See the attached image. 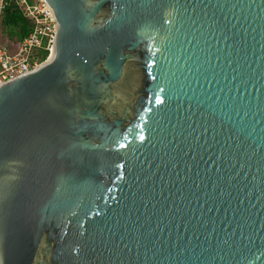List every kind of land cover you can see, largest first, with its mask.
Listing matches in <instances>:
<instances>
[{
    "label": "water",
    "instance_id": "obj_1",
    "mask_svg": "<svg viewBox=\"0 0 264 264\" xmlns=\"http://www.w3.org/2000/svg\"><path fill=\"white\" fill-rule=\"evenodd\" d=\"M44 2L50 54L0 83V264H264V0Z\"/></svg>",
    "mask_w": 264,
    "mask_h": 264
},
{
    "label": "built area",
    "instance_id": "obj_2",
    "mask_svg": "<svg viewBox=\"0 0 264 264\" xmlns=\"http://www.w3.org/2000/svg\"><path fill=\"white\" fill-rule=\"evenodd\" d=\"M10 0H0V13ZM30 21L31 30L18 41L7 42L0 38V83L24 73L43 60L38 53L50 54L55 34V18L44 0H11Z\"/></svg>",
    "mask_w": 264,
    "mask_h": 264
},
{
    "label": "trees",
    "instance_id": "obj_3",
    "mask_svg": "<svg viewBox=\"0 0 264 264\" xmlns=\"http://www.w3.org/2000/svg\"><path fill=\"white\" fill-rule=\"evenodd\" d=\"M0 25L7 30L12 41H18L28 35L31 30L30 21L22 14L13 1H9L0 13ZM48 51L41 50L38 53L39 59L44 60Z\"/></svg>",
    "mask_w": 264,
    "mask_h": 264
},
{
    "label": "rangeland",
    "instance_id": "obj_4",
    "mask_svg": "<svg viewBox=\"0 0 264 264\" xmlns=\"http://www.w3.org/2000/svg\"><path fill=\"white\" fill-rule=\"evenodd\" d=\"M0 38H2L3 40H5L7 42L12 43V41L9 39L7 30L5 28H3L1 25H0ZM48 55H49V53H48ZM48 55H47V57H48Z\"/></svg>",
    "mask_w": 264,
    "mask_h": 264
},
{
    "label": "snow or ice",
    "instance_id": "obj_5",
    "mask_svg": "<svg viewBox=\"0 0 264 264\" xmlns=\"http://www.w3.org/2000/svg\"><path fill=\"white\" fill-rule=\"evenodd\" d=\"M144 139V137L143 136H141V140H143Z\"/></svg>",
    "mask_w": 264,
    "mask_h": 264
}]
</instances>
